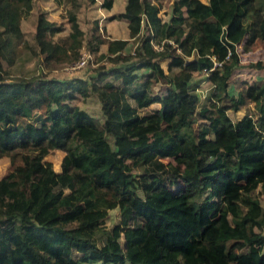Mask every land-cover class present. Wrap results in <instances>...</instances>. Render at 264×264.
Here are the masks:
<instances>
[{
    "label": "trees",
    "instance_id": "trees-1",
    "mask_svg": "<svg viewBox=\"0 0 264 264\" xmlns=\"http://www.w3.org/2000/svg\"><path fill=\"white\" fill-rule=\"evenodd\" d=\"M65 1V39L54 41L61 27L36 15L45 63L77 57L82 44L81 3ZM260 1L174 0L164 20L156 0H126L117 17L141 58L131 62L122 53L128 39L95 27L89 51L106 45L98 58L122 65L59 79L4 68L25 43L21 19L33 0H0V159L9 160L0 176V264H264V82L238 78L229 91L234 69L264 68V58L243 62L237 51L264 43ZM197 73L213 84L199 108L190 89ZM159 78L166 88L151 93ZM91 92L102 122L71 103ZM250 102L259 104L256 117L230 118ZM52 150L64 152L58 171L44 159ZM114 208L118 220L106 227Z\"/></svg>",
    "mask_w": 264,
    "mask_h": 264
},
{
    "label": "rangeland",
    "instance_id": "rangeland-1",
    "mask_svg": "<svg viewBox=\"0 0 264 264\" xmlns=\"http://www.w3.org/2000/svg\"><path fill=\"white\" fill-rule=\"evenodd\" d=\"M80 8L77 12V20L80 28L83 30L82 35V44L78 49V56L71 59L65 58L62 61H50L45 63L43 55L39 52L38 47L34 40V29H35V20L38 12H45V16L48 19H53L56 25L61 27L59 32H56L53 35L54 41H59L65 39L68 33L70 32V27L68 24V12L72 8L71 1L65 0H33V7L29 14L25 15L21 19V29L24 33L25 43L21 44L16 51L14 61L11 65L3 63L4 68L11 75L19 76H43V77H54L59 79H66L70 77H83L89 78L91 75L95 74L96 69L105 67L107 69L112 67H120L121 62H113L108 57H103L102 59L98 58L99 53L106 52V45L100 46L99 52H91V58L87 60V63L80 67H73L76 60L85 52L92 51L89 47L93 43V35L95 27L98 28L99 33L110 38H123L128 39L127 46L122 53H129L131 55L130 61L137 62L141 57L132 53L136 50L138 39H131L128 37V28L126 22L117 17V14L123 10L122 0H116L112 9H104L101 7V0H79ZM161 5L160 16L164 20H168L172 10V2L174 0H156ZM264 9V0L259 2ZM1 29V27H0ZM237 51L240 56L241 61H256L264 58V43L262 41H256V43L251 46L247 51H244L242 45H237ZM160 63L166 69L165 60H161ZM145 70H138V73H143ZM175 70L169 72V75H172ZM243 79L249 82H264V68L255 69L248 66H243L240 68L234 69L233 75L230 78V87L229 91L232 94H236L234 85L232 86L235 79ZM166 81L162 78L157 80H152L150 84L151 93L162 92L167 84ZM191 90L195 92L203 91L205 93L204 97L200 98V101L197 103V108L202 105L208 104V98L210 94L209 82L206 79V74L198 73L194 75V78L191 80ZM138 87H144L146 85L145 81H139L136 83ZM132 102V100H131ZM72 104L78 105L81 108L85 109L88 113L94 116L99 121H103V115L100 109V104L98 98L95 94L89 93L88 96L83 97L77 95V97L71 101ZM158 106L157 103L151 104V107ZM259 104L256 102H250L246 107L241 108L238 111L229 110L228 114L232 120H236L242 117L244 114L249 113L253 117H256L258 114ZM196 126V125H195ZM109 142L113 145V141L109 138ZM64 152L60 150L50 151L44 159L49 161L52 167L55 170H59L58 166ZM78 160H81V156H76ZM166 163L169 160L163 159ZM9 160L7 157H2L0 159V176L6 173ZM58 164V166H57ZM137 172V170L135 171ZM258 198L261 204L264 206V195H258ZM118 208L108 210L107 215L104 217V225L110 227L118 220ZM258 231V230H256ZM264 233V228L262 229ZM122 242L123 240L120 239ZM264 252V247H263Z\"/></svg>",
    "mask_w": 264,
    "mask_h": 264
},
{
    "label": "built area",
    "instance_id": "built-area-1",
    "mask_svg": "<svg viewBox=\"0 0 264 264\" xmlns=\"http://www.w3.org/2000/svg\"><path fill=\"white\" fill-rule=\"evenodd\" d=\"M154 47L156 48V50L161 49V45H157V44H156V45H154ZM91 56H92V55H91V52H90V51H85V52L79 57V59L76 60V62H75V64H74L73 67H75V68H80V67L84 66V65L87 63V60L91 58ZM215 64H216V63H215ZM217 64H220V63H217ZM195 91H197V89H196ZM197 93L199 94L200 98L205 96V93H204L203 91H201V92H197Z\"/></svg>",
    "mask_w": 264,
    "mask_h": 264
},
{
    "label": "crops",
    "instance_id": "crops-1",
    "mask_svg": "<svg viewBox=\"0 0 264 264\" xmlns=\"http://www.w3.org/2000/svg\"><path fill=\"white\" fill-rule=\"evenodd\" d=\"M115 2H116V0H114L113 5H112L111 8H109V10L113 8ZM122 2H123L122 6H123V10H124V5H125V3H126V0H122ZM100 3H101V2H100ZM104 9H105V8H104ZM107 10H108V9H107ZM123 10H122V11H123ZM122 11H121V12H122ZM122 19H123V18H122ZM49 20H53V19H49ZM123 20L126 22V25H127V21H126L125 19H123ZM166 63H167V60H165V64H166ZM197 74H198V73H197ZM203 74H205V73H203ZM208 82L210 83L208 87H209L210 89H212L213 84H212L210 81H208ZM232 86H233V84H232ZM229 87H230V86H229ZM92 94H94V93H92Z\"/></svg>",
    "mask_w": 264,
    "mask_h": 264
}]
</instances>
